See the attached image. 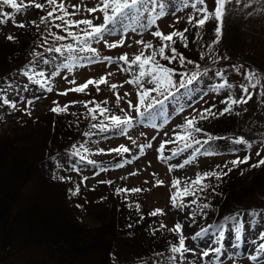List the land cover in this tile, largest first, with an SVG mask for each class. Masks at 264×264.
<instances>
[{"label":"snow or ice","instance_id":"6c2138e0","mask_svg":"<svg viewBox=\"0 0 264 264\" xmlns=\"http://www.w3.org/2000/svg\"><path fill=\"white\" fill-rule=\"evenodd\" d=\"M215 7L210 11L206 0H91L92 6L89 7L86 0H80L78 4H72L70 0H44L43 3L38 0H0V24H6L10 19L12 23L18 28H25L24 22H17L16 15L23 14L28 8L35 7L45 12V15L39 18V22L33 20L31 24L36 25L39 30L40 25H45V31L47 36H43L42 43L39 44L43 51H36L35 49L31 53V60L25 64L19 71L22 75L28 78V80L34 85L38 86L43 92L51 93L54 90L53 80L54 78L61 76L62 70H66V73L71 74L78 68L87 67L88 65L105 63L110 67L112 64L118 65V71L120 73H127L129 78L123 82L109 83L108 77L114 75L113 72H106L97 78H89L84 83L77 84L75 77L68 79L67 75L63 76V79L70 85L75 87L65 89L63 92H59L58 95L67 96L69 92L88 94L89 86H94L97 93L101 91V85H107L109 90L115 96V104L119 106L122 101L132 96L130 92H124L123 95L118 91L119 88L124 87L125 84L133 85L135 87L136 101L127 99V108H118L119 114L113 111L108 105V100L97 101L95 98L82 101H70L69 103L61 106L58 101H53V107L50 109L54 114H68L69 108L75 104H81L86 109L84 113L85 118H90V121H96L89 124V131L84 132L83 136L91 138L97 133H115L116 135L126 137L132 145H135L139 149L138 155H133L131 159H124L125 153H131V148L125 144H120L117 147L109 148V153H115L122 159L112 165L113 168H123L125 165L132 164L134 160H138L141 156L145 155V150L153 147L152 141L157 139L156 136H152L147 143L137 144V140L133 139L130 135L136 125H144L145 127H151L154 129L162 128L168 123L167 107L171 102L176 101L178 97H191L192 93L196 91L195 85L209 73V68L202 67L199 63L188 59L182 52H179L175 45L177 42L181 43L184 48L188 47V36L186 35L190 29L185 27L183 30L175 28L174 24H170L169 27L173 28V31L165 34L159 27L158 21L166 16H175L176 12L186 7L193 9V14H189L187 22L194 28H203L210 19L216 20L215 39L209 45L211 49L212 45L218 44L223 34L224 17L227 11V5L231 3V0H214ZM239 2V0H237ZM9 7L11 12L4 9ZM73 11H69V9ZM81 13H87L92 16L88 18L85 16L81 19H74ZM102 14L103 22L94 23V20L99 19V16L94 14ZM59 21V23H57ZM175 23H179V17H177ZM61 29L65 34H58L52 31V28ZM155 29L152 31V29ZM145 31L159 40V44L156 45L152 40L145 41L142 36ZM136 33L141 35V39L134 41L136 45H139V49L132 53L125 52L119 56L102 55L100 50L94 45L103 44L107 49H115L123 47L126 44V40L129 39L128 33ZM196 37L200 36V32L195 33ZM51 38V42L49 41ZM115 37V39H113ZM6 39L11 42L16 41V37L12 34L6 36ZM65 41H68L65 43ZM128 47H132L128 44ZM45 53L56 54L51 57H45ZM170 53V54H166ZM206 53L201 52L200 58L204 59ZM59 58V62H57ZM213 62H216L220 57H213ZM227 59V57H223ZM44 65H52L53 70L46 74L45 70L35 71V65L37 62ZM161 61H167V64L161 63ZM178 63L180 68L169 67L173 63ZM187 65H193L192 69H189ZM232 70L238 75L243 76L245 82L239 83L238 87L240 95L237 97L232 93V89L237 87L234 83L229 81L226 75V69L220 68L214 70L215 77L219 78V82L214 84L210 89L211 92L219 94L222 91L227 90L228 94L220 101L224 105L223 108L217 110L215 104H211L208 107H204L200 110L193 108L192 115L182 117V123L175 125L171 130L164 132V136L168 139H161L158 148H156L158 159L167 163L173 158L179 156L188 150H192L191 156L185 159L183 163L169 164L168 171L172 172L174 169H184L186 165L191 164L198 154L213 155L214 153L202 149L205 145H208L214 137L211 134L205 133V130L199 126L201 121L209 119H217L226 114H231L234 110V106L246 105L253 98V91L260 89V94L264 96V84H262V75L253 69H244L242 65H232ZM150 85L146 87L145 85ZM207 93H205L206 95ZM39 96H34L31 99H27L23 96L20 97L21 101H24L27 106L33 105L34 101L39 99ZM204 99L203 95L200 97ZM205 103H207L205 101ZM0 105H7L13 110H17L18 102L12 100L7 94L0 95ZM22 109L29 116L31 111L28 107ZM189 107L191 105H188ZM185 110L184 104H178L177 108L173 111L176 114L183 113ZM246 111V109H245ZM135 113L133 115L132 113ZM76 116L77 113H70ZM237 115L239 113H236ZM160 120L161 123L156 121ZM93 129L96 132L92 131ZM197 134H204L206 138L198 139ZM140 135H145L141 132ZM234 143L243 145L245 149H251L252 142L246 140L244 137H237ZM264 144V142H261ZM177 145L174 148L168 149L170 155H165L166 145ZM90 149L81 143L79 147L77 144L71 145V157L78 158L79 163L86 162L89 165L97 166V161L89 159L87 155L83 153L89 152ZM236 151H239L238 149ZM105 153L104 148H98L97 154ZM256 156H260V151H256ZM54 159V157H53ZM251 156L246 154L241 158L237 156L231 161L225 162L223 166L216 165L215 168L204 171L196 172L194 178L187 177L182 180L179 177H172L170 185V204L172 208L176 209L178 213H184L187 209L186 215L183 220L177 219L173 227L168 228L163 221L160 222L159 228L149 226L153 235L157 231L167 229L177 236V242L169 243L168 256L169 264H176L177 259L183 264L185 260V254L194 252V249L186 244L188 237L183 234L184 222H187L189 226L196 223L197 215L206 217V209H209L211 205L209 203H200L202 195L211 188L215 192V187L210 183L211 180L221 181L224 176H227L234 168L239 167L241 164H248ZM231 164V167H229ZM264 165V158L259 159L256 163L250 165L252 168H258ZM61 165L57 164L56 168H60ZM227 168V172L224 169ZM72 171L79 172L80 169L73 165ZM105 167H99V171L94 175H99L100 172L108 171ZM137 171H132L128 175L135 176ZM243 171H241V175ZM155 178L156 173L152 174ZM128 177H121V179H127ZM53 179H58L62 182L71 181L72 177L58 176L53 174ZM88 180L87 176H82L79 183H76L73 188H69L68 192L70 196H77L81 191V184ZM98 183L113 184L111 180L98 181ZM148 183V181H145ZM164 184V181L156 178L153 184L154 187H159ZM95 190V189H93ZM140 187H120L115 188V194H123L124 199H128V195L131 193H140L145 191ZM187 197H192L188 200ZM103 199V198H102ZM133 205H129L132 207ZM78 208L82 205H77ZM140 204L136 203V211H140ZM264 211V210H261ZM164 210L160 208L153 209L148 213L149 216H161L164 215ZM248 215L250 217H256L260 215V212L253 209L250 210ZM144 219V215L140 216V220ZM139 222V221H137ZM232 225V231L235 233L234 248H239L242 242V230L244 222L242 214L240 212L230 214L223 218L221 223L209 224L207 227H201L195 232L191 239L196 241L202 239L213 232L215 234L214 243L218 246H206L200 253L201 259L209 258L208 264H221L220 257L223 255L225 239V226L228 223ZM252 222H255L253 220ZM131 227V225H129ZM258 239L261 241L256 245L255 253L249 256L250 260L257 261L259 257L264 255V231L259 233ZM253 243H256L253 241ZM162 255V254H157ZM235 255V254H232Z\"/></svg>","mask_w":264,"mask_h":264},{"label":"trees","instance_id":"16d2710c","mask_svg":"<svg viewBox=\"0 0 264 264\" xmlns=\"http://www.w3.org/2000/svg\"><path fill=\"white\" fill-rule=\"evenodd\" d=\"M38 2L43 3L44 0H38ZM6 8L7 11H12L11 8ZM32 14L30 20H22L26 25L25 28L13 26V29L4 31L0 36V83L10 80L12 76L18 74L19 70L31 60V53L34 49L43 51L39 44L43 41L41 33L47 36L45 25H40L37 30L36 25L31 24L30 21L39 22V18L45 15V12L33 6ZM231 18H233L232 21ZM17 22L21 21L17 20ZM223 28L233 31L235 17L224 18ZM52 31H54V27ZM197 31L201 30L191 26L187 33L188 38H196ZM9 34L16 37L15 42L6 39ZM156 40V38H152V41ZM49 41L51 42L50 37ZM206 50L205 47L201 50V44L195 45L193 48V44L189 43L187 49L178 51L188 59L197 56L195 62L210 69L211 63H207L205 59L200 60V53H205ZM47 54L45 53V55ZM248 62L249 64L245 65L246 68L257 69V72L264 75V64L256 61ZM252 63L256 64L257 68L252 67ZM188 68L192 69L193 65H189ZM259 90V88L252 90L254 94L250 101L256 99L255 96L258 95ZM231 91L234 95L236 94L233 89ZM227 94V90L219 94L211 92L209 98L215 99L213 102L205 103V107L215 104L217 110L223 108L224 105L220 101ZM239 95L240 90L235 96ZM95 99L97 101L107 99L109 104H112L115 96L106 94ZM246 105L234 106L231 114L199 123L205 133L214 137L210 142L217 143L227 140L231 145L236 146L234 140L237 137L242 136L248 141L259 138L264 128L258 131L260 128L255 129L249 122L241 119V115L245 113ZM82 106L81 104L70 106L69 112L77 109L79 118L69 122H65L63 119L71 118L70 114L57 115L51 112V107H49L45 113L48 118L37 120L36 116L26 117L11 123L10 131L12 130L15 134H6L16 137L25 132L27 139L21 141L23 148L15 149L14 147L18 143L11 137L6 143L0 140V231L4 234L5 244H16L15 241H20L22 246L31 245V249L40 254V258L34 257L33 260H30L32 264H143L147 262L148 258L164 257L167 259L170 255L169 243L177 242V236L165 229L157 231L153 235L149 226L159 228V224L155 220L156 217L148 215L152 210L141 208L139 212L136 211L135 204L138 201L136 193L129 194L127 200L124 199L123 194H115L117 186L124 187V183L119 181L121 179L108 178L114 183L106 185L107 188L100 187L95 190H93L95 186L84 182L81 184V191L77 196H70L68 189L80 182L76 175L78 172L74 171V182L66 183L53 179L54 173L66 175L63 169L53 167L54 161L60 157L70 158L71 145L75 143L79 147L86 139L83 133L89 131L90 121L89 118H80V114L83 112ZM107 107L115 112L118 110L112 105H107ZM10 131L8 130V132ZM92 131L96 132L95 129ZM197 138L204 139L206 137L204 134H197ZM246 152L249 154V150L246 149ZM244 155L246 154L240 157L243 158ZM250 156L248 164H241L234 168L221 181L215 179L210 181L215 187V192L209 188L202 195V203H209L211 207L205 210L206 217L198 215L197 230L207 227L209 224L221 223L224 217L237 212L242 214L244 220H249L251 223L253 220H264V211H261L264 210V165L258 168L250 166L264 158V155ZM233 159L235 158L212 163L206 170H211L216 165L223 166L225 162ZM9 161L11 162L8 163ZM34 170L36 173L38 172L34 182L36 192L34 196L32 194L19 200L17 196L19 188L23 183H26L27 178ZM196 171L204 172L205 170L202 167H197ZM224 171L227 172V168ZM241 171H243L242 175ZM39 185L42 187L41 193L37 192ZM96 192L98 193L96 194ZM73 203L82 205L84 213L92 216L95 222L79 224V221L71 213L72 209L68 207L72 206L73 208ZM130 204L133 206L129 207ZM253 209L260 212V215L254 218L250 217L248 213ZM141 215H144L143 220H140ZM153 221L156 223L153 224ZM229 225H231L230 222L225 227ZM120 239L124 243L125 250L121 255H117L115 241H120ZM158 253L162 255H157Z\"/></svg>","mask_w":264,"mask_h":264},{"label":"rangeland","instance_id":"374dc122","mask_svg":"<svg viewBox=\"0 0 264 264\" xmlns=\"http://www.w3.org/2000/svg\"><path fill=\"white\" fill-rule=\"evenodd\" d=\"M72 4H78L80 0H70ZM86 3L89 7L92 6L91 0H86ZM209 10L211 11L215 7L214 0H206ZM7 11V8L4 9ZM69 11H73V9H69ZM11 12V11H9ZM189 14H193V9L191 7L183 8L182 10L176 12L175 16H166L165 18L158 21L160 29L165 33H169L173 31L172 27H169L170 24H174L176 29L183 30L185 27L191 28V25L187 22V17ZM99 16V19L94 20V23H102L103 18L102 14H94ZM32 7L28 8L23 14L16 15V21H22L23 19L30 20L32 18ZM85 16L88 18H92L91 15L87 13H81L80 15L73 17L74 19H81ZM230 16L235 17V29H226L223 28V34L220 38L218 44L212 45L211 49H209V45L215 39V19H210L203 28H197V30H201L200 36L196 38H188L189 43L193 44V48L195 45L201 44V50L205 47L206 50V57L204 58L207 63H211V68L209 69L208 75L203 77L199 83L195 86L196 91L192 93L191 97H178L176 101L171 102V104L167 107L168 112V123L164 125L162 128L154 129L151 127H145L144 125H136L132 130H130V135H132L133 139L137 140V144L147 143L152 136H156L157 139L152 141L153 147L150 149L145 150V155L141 156L138 160H134L132 164L125 165L123 168H113L112 165L118 163L122 158L117 156L115 153H109L107 149L117 147L120 144H125L129 148H131V153H125L124 159H131L133 155L139 154V149L132 145L131 142L123 136L116 135L115 133H98L92 136L90 139L86 137L83 140V144L87 146L90 151L87 153H83L87 155L89 159H94L97 161V166L89 165L86 162L79 163L78 158L70 157L64 159L60 157L54 161V166L56 167L57 164H60V169L65 171V177L71 176L72 180L75 181V173L72 171L73 165L78 167L80 171L76 173L78 178L81 180L82 176H87L88 180L85 181L86 184L95 186L94 189L98 188H107L108 184H99L98 181L107 180L108 178L113 177V179H121V177H128L126 180L121 179L120 182L124 183V187H140L142 189H146L140 193H136L138 201L136 203L140 204L141 208H146L147 210H153L156 208H160L164 210V215L155 216L156 222L160 225V222L163 221L164 224L168 226V228L173 227L175 221L177 219L183 220V217L187 213V209L184 213H178L176 209L172 208L170 204V185L172 177H179L182 180L185 178V174L187 177L194 178L196 174V168L202 167L205 171L212 163H217L223 160H227L228 158H236L237 156H242L243 154H248L246 149L237 144L236 146L231 145L227 140H221L217 143L209 142L208 145H205V148L202 149V152L206 149L212 153L213 155H202L198 154L196 159L189 165H186L184 169H174L172 172L168 171L169 164H177L183 163L185 159H188L189 156L192 154V150H188L184 153H181L179 156L173 158L172 160L168 161L167 163L159 160L158 153L156 148H158L161 139H168V137L164 136L165 131H169L177 124L182 123V117L189 116L193 113V108L200 110L205 107L206 102H213L215 98H209L211 96L210 87L214 84L219 82V78L215 77L214 70L216 69H226V75L229 78V81L237 85V87L233 88V92L235 95H238L239 92V83L245 82L243 80L242 75H238L236 72L232 70V65H242L244 69L246 68L245 65H248V61H256L257 63L264 64V0H231V3L227 5V13L225 14L224 18H228ZM177 17H179V23H175ZM233 18L230 20L232 21ZM15 26L12 21L9 19L6 24H0V36L2 33L8 29H13ZM231 27V26H230ZM155 29L153 28L152 31ZM54 31L58 34H65L62 32L61 29L54 28ZM187 35V34H186ZM129 39L126 40V44L123 47L115 48V49H107L104 45L98 44L94 45L97 47L102 55H110V56H119L125 52L129 53L131 56L132 53L136 52L139 49V45L134 43L135 40L141 39V35L136 33H128ZM142 38L145 41L152 40V36L149 34L148 31L143 33ZM115 39V37H113ZM67 41H65L66 43ZM154 44L158 45L159 40L153 41ZM188 43V44H189ZM128 44H131L132 47H128ZM177 50H185L181 43H177ZM170 54V53H166ZM52 55L48 53L45 57H51ZM197 56L190 57V60L196 61L195 58ZM213 57H220V59L216 62H213ZM223 57H227V59H223ZM245 62H243V60ZM199 60V59H198ZM202 60V59H200ZM254 60V61H253ZM59 62V58L57 60ZM161 63L167 64V61H161ZM251 64L252 67H256V64ZM169 67H176L177 69L180 68L178 63H173L168 65ZM189 65H187L188 67ZM250 66V65H249ZM264 66V65H263ZM254 69V68H249ZM45 70L46 74L53 70L52 65H44L39 61L35 65V71ZM255 70V69H254ZM257 71V69H256ZM106 72H113L114 75L108 77L109 83H121L125 79L129 78L127 73H120L118 71V65L112 64L110 67L106 66L105 63L88 65L87 67L78 68L74 70L73 73L68 74L66 70H62L61 76L54 78V90L51 93L43 92L38 88V86L31 83L27 77L22 75L20 72L15 76H12L10 80L3 81L0 83V95L7 94L8 97L12 100L18 102L17 110L11 109L7 105H0V116L2 118V122L0 123V140L6 143L8 138L15 139L18 143L15 146V149L23 148L21 145L22 140H26L27 136H25V132L18 134L16 137H12L10 134L9 136L6 133L15 134L10 131V127L12 126L11 123L16 121H20L26 117L32 118L34 116L39 118H48L45 114L46 110L49 107H53V101H58L61 106L70 101H82L88 100L91 97L99 98L106 94L113 95V93L109 90L107 85H101V91L99 93L96 92L94 86H89L88 94L84 93H76V92H69L67 96L58 95L59 92H63L65 89L75 87V85H70L67 83L65 79H63L64 75L68 76V79H72L75 77L77 84L84 83L89 78H99L101 75L105 74ZM262 75V84H264V75ZM146 87H150V85H145ZM256 90V89H255ZM118 91L121 95L124 92L132 93V96L126 98L124 101L121 102L119 106L115 104V100H113L112 105L116 109L127 108V99H132L135 103V87L133 85L125 84L124 87L119 88ZM205 93H207L205 95ZM203 95L204 99L201 100L200 97ZM23 96L25 101L27 99H31L34 96H39L40 98L34 101L33 105L27 106L24 101L20 100V97ZM256 99L250 101L245 106L246 111L241 115L242 121L249 122L252 127L255 129L261 130L264 128V96L260 94V90L258 95L255 96ZM211 99V100H210ZM178 104H184L185 110L183 113L179 115L173 111L174 108L178 107ZM188 105H191L190 107ZM31 111V115L29 116L26 112L22 109L25 107ZM83 107V106H82ZM263 107V108H262ZM261 108V109H260ZM75 112L79 115V111L74 109L73 111L69 112L68 114ZM86 109L83 107V112L80 114V118L84 119ZM119 111L117 110V114ZM135 115V113H132ZM69 115L71 118L63 119L65 122H69L70 120L74 119L77 120L79 116ZM35 117V118H36ZM86 119V118H85ZM90 121V118L88 119ZM75 122V121H71ZM94 123L96 121H90ZM157 123H161L160 120L156 121ZM245 122V123H247ZM8 130L10 132H8ZM143 132L145 135H140ZM171 135V132H170ZM253 146L249 150L248 155L256 156V151H260V156L264 155V131H261L259 138L257 140H251ZM15 143V144H16ZM177 145H166L165 146V155H170L168 149L174 148ZM98 148H104L105 153L97 154ZM239 151H236V150ZM7 160H12L10 158H6ZM9 161L8 163H10ZM105 167L109 169L105 172H100L99 175H94L95 172L99 171V167ZM40 170V169H39ZM132 171H137L138 174L135 176H129L128 174ZM38 173V172H37ZM36 170L32 172V174L27 178L26 183L19 188L18 198H26V196H31L35 194L36 189L34 186L35 177L37 176ZM153 173H156L157 176L154 178ZM62 176L61 174H58ZM161 179L164 181V184L159 187H154L153 184L155 179ZM110 180V179H108ZM112 181V180H111ZM148 181V183H145ZM66 183H70V181H65ZM107 185V186H106ZM34 188V192H33ZM98 192L100 190H97ZM37 192H42L41 185L38 186ZM96 192V194L98 193ZM186 199L190 200L192 197H187ZM140 201V202H139ZM202 203V201H200ZM78 204L73 203L72 206H68L71 208V213L73 217H75L80 223L85 224H93L95 220L92 216L85 214L84 210L80 207H77ZM66 207V206H65ZM16 211V210H15ZM155 222V223H156ZM244 227L242 230V242L239 248H234L233 244L235 243V233L232 231V225L225 227V239L223 241L224 249L223 255L220 257L221 264H264V255L258 258L257 261H253L249 259L251 254L255 253L256 245L261 242L258 239L259 233L264 231V220L263 221H255L251 223L249 220H244ZM153 221V224H155ZM198 224V215L196 217V223L192 226H189L187 222H184L183 234L185 237H188L186 240V244L194 249V252H189L185 254V260L183 264H208L209 258L201 259V251L206 246H218L214 243L215 234L213 232H209L207 236L202 239H197L193 241L191 236L195 234L196 225ZM29 230V229H28ZM167 230V229H165ZM30 231V230H29ZM31 233V231H30ZM32 234V233H31ZM4 234L0 231V264H32L30 260H33L34 257L40 258L39 252H34L30 246H22L19 242L15 241L16 244H5L6 240L3 239ZM22 238V235L20 236ZM255 241L256 243H253ZM5 244V245H4ZM116 249L115 252L117 255H121L124 250L125 246L123 241L116 240ZM9 246V247H8ZM36 251V250H35ZM235 254V255H232ZM143 264H169L168 260L164 257H157V258H148L146 263ZM176 264H181L179 259H177Z\"/></svg>","mask_w":264,"mask_h":264}]
</instances>
